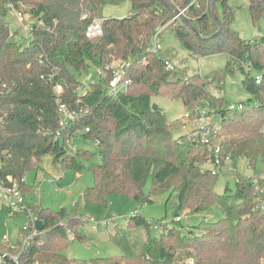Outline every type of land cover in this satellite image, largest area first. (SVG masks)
<instances>
[{"label":"trees","instance_id":"1","mask_svg":"<svg viewBox=\"0 0 264 264\" xmlns=\"http://www.w3.org/2000/svg\"><path fill=\"white\" fill-rule=\"evenodd\" d=\"M124 1L0 0V174L20 180L28 171L38 169L46 155L52 157L57 170L81 171L85 161L98 155L100 161L90 166L94 182L81 195L85 203L107 207L114 193L141 203L152 202L153 195L169 191L177 195V213L200 214L218 204L223 216L201 219L190 228L177 222L179 228L154 230V221L134 212L127 227L145 232L142 245L135 246L122 230H116L109 236L121 254L86 262L63 254L69 241L84 239L78 232L84 223L78 204L53 209L40 202L30 203L44 227L28 243L18 238L19 264H177L179 252L185 249L195 252L187 253L193 254V264H259L264 256V190L258 191L255 181L241 175L235 177L233 192L228 185L222 195L216 192L218 174L208 168L201 171V164L213 158L208 144L187 141L185 135L175 137L177 122L169 120L151 99L167 94L187 108L197 102L219 113L215 139L221 153L229 155L235 167L241 159L253 169L258 161L264 164V36L242 38L232 27L235 8L227 0H215L220 30L209 0H130L128 15H102L104 5ZM7 4L31 19L25 43L10 35L12 15ZM172 7L185 9L184 17L200 36L178 17L174 19ZM249 9L254 24L264 18L260 0H249ZM84 12L88 14L85 19L81 18ZM94 17L105 19L103 34L91 40L85 32ZM170 20L172 33L188 52L197 56L225 54L224 72L208 77L194 74L186 82L177 69L167 68L162 52H153L151 44L157 26ZM114 60L130 63L123 78L126 88L117 94L105 88L111 76L107 66ZM91 67L105 74L98 73L94 82L83 85L78 76ZM236 71L243 75L242 84L253 97L243 101V110L230 115L224 98L211 94L207 86L214 78L221 89L224 73ZM258 74L259 83L255 80ZM57 86L62 88L59 93ZM60 103L77 113L63 128L59 126ZM76 137L92 141L95 151L68 147ZM148 178L151 189L145 195L143 186ZM21 185L29 191L26 183ZM31 228L27 224L19 235ZM4 245L0 241V246Z\"/></svg>","mask_w":264,"mask_h":264},{"label":"rangeland","instance_id":"2","mask_svg":"<svg viewBox=\"0 0 264 264\" xmlns=\"http://www.w3.org/2000/svg\"><path fill=\"white\" fill-rule=\"evenodd\" d=\"M227 1L230 6L235 8V18L232 27L242 38L251 39L264 36V18H260L256 24L253 23L249 9V0ZM130 11V0H125L120 4L108 3L104 5L102 15L108 18H120L128 15ZM217 12L221 14L220 5H217ZM23 16L22 21H17L11 16L10 28L12 31L10 35L20 42L25 43L27 42V36L30 35V30L27 27L31 24V19L28 18V14L23 13ZM171 21L158 25L156 29L161 32L162 57L177 69L182 80L189 82L192 80L194 74H199L201 77H208L215 72H224L227 62V56L225 54L215 53L208 56H197L188 52L174 33H172V28L170 27ZM78 77L82 83H89L98 78V71L95 67H91L87 72H84ZM242 79L243 75L239 71L234 73L226 72L224 73V85L221 89L217 87V79L214 78L209 79L207 89L211 94L223 97L225 107L227 108L228 104L240 101L247 102L253 97L244 88ZM57 91H62V88L58 87ZM151 100L152 103L157 104L163 110L169 120H174L175 123L177 122L178 126L175 127L176 124H174L175 129L173 131L175 137L185 135L187 141L193 136L197 140H199V136L202 137L201 129L196 134H190L185 124L186 119L193 117L199 112V109L202 107L199 103L193 102L192 106L187 108L180 99L167 94L153 96ZM187 114L189 117L186 116ZM219 119L220 114H214V120L218 121ZM217 133L211 137L209 147L219 145L218 140L215 139ZM68 147L87 149L92 152L95 151L94 143L89 139L81 137L74 138L73 145L71 143ZM99 161V156L94 155L90 161H85V169L81 171L71 168L57 170L52 164V157L46 155L42 158L38 169H32L24 175L30 194L34 191L36 192L38 187L39 192L36 197H38L42 206L53 209H59L61 207L70 209L77 203L85 215H91L101 223H109L107 226H99L97 230H91L89 224L84 222L78 229V232L84 236V239L77 238L69 241L67 248L63 251V254L69 259L89 262L94 258L120 255L122 252L121 248L109 236L110 233L116 230H122L131 243L140 247L146 239L145 232L141 228L127 227L129 218L134 212H139L141 216L155 223L160 222L162 227L165 228L177 226V222H182L186 227L190 228L191 225L197 224L201 219H218L223 216L222 209L218 204L213 205L208 211L200 214H192L188 210H182L177 213V195L176 193L171 194L169 191H163L153 195L152 202L141 203L125 194L114 193L109 197L107 207L85 203L81 199L82 192L94 182L90 166L97 164ZM222 163L224 166L219 170L215 181L216 192L222 195L226 185L229 186V192H233L235 188V177L240 178L241 175H245L246 178L255 181L257 190H264V164L262 162L258 161L254 169L248 167L246 161L242 159L237 162L236 167L232 160H224ZM211 164L210 159L202 163L201 171L203 172L204 169L209 167L211 168ZM232 167L236 168V172L230 171ZM150 189L151 179L148 178L143 186L144 194L149 195ZM172 219H175V222ZM27 221V216L11 214L0 207V241L5 244L3 247L0 246L1 250H10L11 248L8 246L14 245H16L14 250L16 252L19 250V244H17L19 230L25 227ZM186 231L187 229L184 227L183 232ZM27 235L28 232L22 233L23 239ZM5 237H7V243L3 242ZM187 253L195 252L191 249L180 251L177 264H193V254ZM259 264H261V261H259Z\"/></svg>","mask_w":264,"mask_h":264},{"label":"built area","instance_id":"3","mask_svg":"<svg viewBox=\"0 0 264 264\" xmlns=\"http://www.w3.org/2000/svg\"><path fill=\"white\" fill-rule=\"evenodd\" d=\"M195 1V0H194ZM7 7L9 9V12L11 15L17 20L22 21L24 16L23 13L19 10L14 9V7L11 4H7ZM184 10H180V12L183 14ZM87 17V14L84 13L81 18L85 19ZM178 16L175 15L174 19ZM104 17H94L92 21L88 24L86 28V36L91 39L95 40L98 37H100L103 34V21ZM29 30L31 29V25H28ZM161 40L159 37V30L156 29V32L152 39L151 44V50L153 52H161ZM130 65L127 61H120V60H114L107 68L111 72V79L107 82L105 88L107 91H109L112 94H117L118 92L124 90L127 85V80L124 78V73L126 68H128ZM167 68H173L172 65H170L168 62H166ZM99 74L104 75L105 72L101 71L100 69H97ZM255 80L257 83L260 82L261 76L258 74L255 77ZM94 82V80L90 81L89 83ZM83 85H86L88 83H82ZM60 86H57V88ZM56 88V91H57ZM59 93V91H57ZM245 108V103L243 101L237 102V103H231L227 106V111L231 114L234 112L241 111ZM58 112L60 114L59 118V126L61 128L67 126L69 122L75 117H77V113L75 110L71 109L67 105L60 103L58 106ZM187 117L188 114L186 115ZM185 124L187 125L186 129L189 131L190 134H196V132L201 129L202 130V137L199 136V140L208 144V150L210 155H213V158L210 159L211 169L212 173L219 174V170L224 166L222 161L224 160H231L229 155H223L221 153L220 145L209 147V142L211 140V137L217 133L218 128L220 126V119L218 121L214 120V113L210 112L206 108H200L199 112L196 113L193 117H189L185 120ZM85 131H88V128H85ZM60 131L58 130L56 132V135H59ZM191 139H196L194 136L191 137ZM190 139V140H191ZM213 159V160H212ZM227 162V161H226ZM225 162V163H226ZM231 172H236V168L232 167L230 168ZM21 183H26L25 176H22L20 180L14 179L12 176H6L3 177L0 174V207L4 209V211L11 213V214H19V215H25L28 217L29 221H27L24 229L27 228V224L30 225L31 231L28 232V235L26 237L19 235L18 238H20L24 243H28V241L32 238V236L37 233L39 230L36 228L35 223L38 220L35 215L32 212V208L30 206V203H37L40 202L38 197H36L37 193L39 192V189L37 187L36 192H32L30 194L29 191H24ZM57 190V189H56ZM258 191H262L261 189ZM261 209L264 210V202L261 204ZM84 222H87L90 226L91 230H97L99 226H107L108 222H99L96 218H94L91 215H83ZM151 228L154 230H160L162 228L161 223H155L151 225ZM67 234L70 239L74 238V234L70 231V229H67ZM4 243H7V237L3 239ZM11 249L7 251H3L0 249V264H19V253L16 252L14 249L16 245L14 246H8ZM261 264H264V256L260 259Z\"/></svg>","mask_w":264,"mask_h":264},{"label":"water","instance_id":"4","mask_svg":"<svg viewBox=\"0 0 264 264\" xmlns=\"http://www.w3.org/2000/svg\"><path fill=\"white\" fill-rule=\"evenodd\" d=\"M209 2H210V6H211V9H212L213 15H214V17H215V19H216V21L218 23V30H220L221 23H220V20L216 17L215 12H214L215 0H209ZM260 2L264 5V0H260ZM172 8L174 10L175 15H177L178 18L181 19L190 28V30L193 33H195L196 35L200 36L199 33H198V31L195 30V28L193 27V25L184 17V15L179 10L175 9L174 7H172ZM35 226L40 231V230L43 229L44 223H43L42 220L38 219L36 221V223H35Z\"/></svg>","mask_w":264,"mask_h":264}]
</instances>
